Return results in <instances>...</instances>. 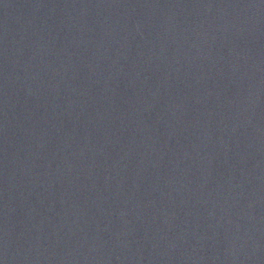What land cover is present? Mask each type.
Returning a JSON list of instances; mask_svg holds the SVG:
<instances>
[{
	"label": "water",
	"instance_id": "95a60500",
	"mask_svg": "<svg viewBox=\"0 0 264 264\" xmlns=\"http://www.w3.org/2000/svg\"><path fill=\"white\" fill-rule=\"evenodd\" d=\"M0 264H264V0H0Z\"/></svg>",
	"mask_w": 264,
	"mask_h": 264
}]
</instances>
